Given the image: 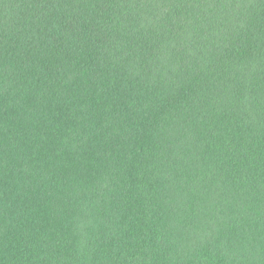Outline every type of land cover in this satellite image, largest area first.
Instances as JSON below:
<instances>
[{"label":"trees","instance_id":"obj_1","mask_svg":"<svg viewBox=\"0 0 264 264\" xmlns=\"http://www.w3.org/2000/svg\"><path fill=\"white\" fill-rule=\"evenodd\" d=\"M0 264H264V0H0Z\"/></svg>","mask_w":264,"mask_h":264}]
</instances>
